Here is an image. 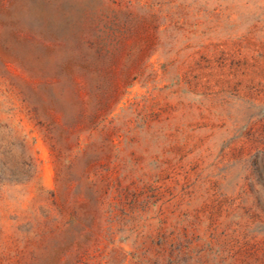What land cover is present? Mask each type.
Here are the masks:
<instances>
[{
    "label": "rangeland",
    "instance_id": "374dc122",
    "mask_svg": "<svg viewBox=\"0 0 264 264\" xmlns=\"http://www.w3.org/2000/svg\"><path fill=\"white\" fill-rule=\"evenodd\" d=\"M0 264H264V0H0Z\"/></svg>",
    "mask_w": 264,
    "mask_h": 264
}]
</instances>
